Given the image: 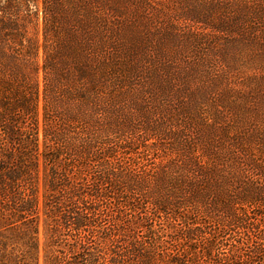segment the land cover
Segmentation results:
<instances>
[{
    "label": "trees",
    "instance_id": "1",
    "mask_svg": "<svg viewBox=\"0 0 264 264\" xmlns=\"http://www.w3.org/2000/svg\"><path fill=\"white\" fill-rule=\"evenodd\" d=\"M122 7L0 0V264H264V129L249 133L248 160V150L191 157L177 192L168 184L178 176L164 169L157 184L173 178L157 202L111 123L105 131L86 121L87 108L118 102L112 94L131 57L122 51ZM192 20L214 28L205 15ZM171 70L152 76L183 75ZM232 165L243 171L234 176ZM214 181L229 186L226 194H198Z\"/></svg>",
    "mask_w": 264,
    "mask_h": 264
},
{
    "label": "rangeland",
    "instance_id": "2",
    "mask_svg": "<svg viewBox=\"0 0 264 264\" xmlns=\"http://www.w3.org/2000/svg\"><path fill=\"white\" fill-rule=\"evenodd\" d=\"M120 1L122 51L131 57L123 61L120 88L112 94L118 102L102 111L87 108L85 116L105 131L111 123V136L123 143L122 156L136 159L134 168L144 177L146 190L160 202L170 174L180 181L168 184L174 192L190 178L193 156L226 157L232 150H248L245 159L252 157L249 133L264 129V0H231L227 8L219 0ZM195 14L205 15L214 28L192 20ZM237 39L243 40L235 46ZM130 40L132 45L127 44ZM165 64L183 75L159 73L153 78V71ZM164 79L169 82L160 87ZM79 121L78 117L74 122ZM240 159L237 154L236 161ZM247 163L252 171L251 161ZM233 167L236 176L239 168ZM167 168L169 175L159 186L157 177ZM230 183L238 185L235 179ZM228 187L214 181L198 194L204 198L226 194ZM40 239L43 243V225Z\"/></svg>",
    "mask_w": 264,
    "mask_h": 264
}]
</instances>
